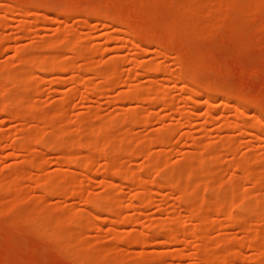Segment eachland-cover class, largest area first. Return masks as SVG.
<instances>
[{
  "label": "rangeland",
  "instance_id": "obj_1",
  "mask_svg": "<svg viewBox=\"0 0 264 264\" xmlns=\"http://www.w3.org/2000/svg\"><path fill=\"white\" fill-rule=\"evenodd\" d=\"M29 1L0 0V132L4 134L0 141V264H137L140 257L146 258L147 264H208L198 258L203 250L198 251L201 245L191 236L196 222L187 220L191 214L179 202L178 191L171 193L167 185L162 189L150 186L154 191L151 204L130 206L136 186H126L116 176L113 177L116 185L107 184L110 179L109 176L106 180L107 173L104 175L106 166L110 171L105 166L107 160H113L122 171L139 172L147 165L145 157L139 154L141 149L159 153L158 170L150 168L143 179L175 181L180 176L181 187L189 184L199 189L189 206L200 205L203 199L218 201L236 214V222L228 223L206 204L201 205L203 209L198 215L206 216L208 222L214 220L212 226L204 225L208 242L203 249L212 258L227 255L231 247L241 244L247 230L264 231V216L257 214L264 213V135L256 139L240 128L242 121L254 118L253 107H248L246 114L237 119L232 106L235 102L223 110L220 100L214 99L212 103L218 109L209 117L204 96L198 95L192 101L179 88L180 82L168 88L172 83L165 80L166 73L175 77L185 64L200 80L263 104L264 0H240L237 3H242L243 12L240 7L234 12L237 3L227 7L224 0L36 1L40 7L29 6ZM105 3L112 19L104 21L110 23L107 28L102 26L101 18H89L86 23L72 15L88 6L84 8L89 9L86 16H100L95 6L98 4L102 9L107 6H103ZM18 4H26L28 11H19ZM64 10L71 11L69 17L63 15ZM116 22L134 30L138 41L118 33ZM57 30L64 33L60 40L63 41L57 43L62 45L52 50L56 60L70 57L65 44L83 36L78 41L89 51L88 56L74 59L82 83L99 85L94 72L115 59L120 61L121 78L117 84L99 88L90 95L84 85L75 87L71 72L47 69L25 72L26 63L16 61L14 51L32 53V61L37 62L46 51L41 44L52 39ZM135 42L146 43L149 48L141 51ZM147 63L160 65L165 71L155 72L154 80L152 75H144L141 64ZM18 78L22 80L14 84ZM153 82L157 95L164 92L172 100L171 110L159 103L149 104L147 91L140 101L123 99L133 89ZM63 101L67 103L60 112ZM9 105L12 112L23 108L27 114L18 119L11 116L14 113L1 111ZM131 114L137 115V121L127 124L123 118ZM24 133L32 136L29 157L23 150L10 147V142L19 140ZM158 134L165 135L164 145L152 143L150 137ZM55 135L62 147L44 146L42 141L52 142L49 140ZM94 135L100 138L97 146L104 145L106 152L94 153L93 169L84 170L81 162L90 151L85 144ZM39 138L43 145L37 143ZM63 155L79 165L61 164ZM247 155V164L258 175L256 184L242 180L243 172L233 164ZM188 156L194 157L185 159ZM32 158L40 168L33 165ZM184 166L186 170L180 169ZM162 167L166 170L165 177L160 171ZM14 169L24 172L16 173ZM65 178H71L70 182ZM44 179L53 188L63 184L80 195H45L38 187ZM247 190L252 193L236 209L235 192ZM102 196L114 201L121 216L136 215L135 221L120 223L103 211L99 219L93 218L90 214L94 209L88 198ZM45 212L50 219L44 218ZM178 221H182L177 228L183 238L181 243L164 242L152 231L156 223ZM146 229L149 230L145 232ZM121 232L137 233L143 241L138 244L117 241L115 234ZM220 237L224 242L215 245L213 241ZM256 244L262 251L260 258L252 242L245 241L240 246L239 258L218 264H256L257 260L258 264H264V233L258 234Z\"/></svg>",
  "mask_w": 264,
  "mask_h": 264
},
{
  "label": "bare ground",
  "instance_id": "obj_2",
  "mask_svg": "<svg viewBox=\"0 0 264 264\" xmlns=\"http://www.w3.org/2000/svg\"><path fill=\"white\" fill-rule=\"evenodd\" d=\"M36 1H40V0H32V1L30 0L27 4H29V6L34 5V6L40 7L39 5H37V4H39V2H36ZM239 1L240 0H224L227 7H230L232 4H235ZM238 4L239 3H237L236 8H234V12H236L237 9L241 8L242 3H240L239 5ZM18 5H20V4H18ZM105 5H107V6H105ZM103 6H105V7H102V9H101V7H99L98 4L95 6V8L98 11V13L100 14V16H98V15L86 16L88 14L89 9H84V8L85 7L87 8L88 6L81 7L80 10L82 12L79 11L76 13H72V15L82 18L83 19L82 21L84 22V20H85L86 23L88 22L89 18H94V19L101 18L102 22H104V21L108 22V20L112 21V19L109 17L110 16L109 13H111L110 10H108V9H110L108 7L109 5L107 3H105ZM243 8H244V6H243ZM243 8H241V10ZM17 9L21 12L28 11L26 4H25V6L20 5L19 7H17ZM235 9H236V11H235ZM227 10H228V8H227ZM241 10H239L240 14H241ZM243 10H242V12H243ZM70 13H71V11L64 10L63 15L69 17ZM99 20L100 19H98V22H99ZM107 22L102 23V26H104V28H107L109 26L110 23H107ZM116 23L118 24L117 25L118 28L116 29L118 31V33L119 32L122 33L123 36L124 35L129 36L131 38L130 40H137L136 36H138V35L134 30H130L129 27L123 25L120 22H116ZM63 33L64 32H59V30H57L55 36L52 39L43 41V43L41 44L42 47L44 49H46V51H49V52L45 51L41 56L38 57L37 62L32 61V59H31L32 53H29V54L25 53V50H22V49L21 50L17 49L14 51L15 52L14 56L16 58L15 60L18 62L26 63L25 66L27 69L25 70V72L29 71L31 74L34 73L33 71H36V70L45 71L46 69H47V71H52V72H57V73L71 72L73 75L71 80L75 84V87H78L79 85H84V87L86 89L85 92L87 94H90V95L94 94L97 91V89H99V88H100V90H101V88L106 89L105 87L108 88V87L113 86V84H117V81L121 78L119 73H118V64L120 61L115 60V59L105 62L103 64L102 68H100L97 73L96 72H94L95 74L93 73L94 75H96L99 78V81H98L99 85L95 84L94 86H92V85H86L85 86V83H82V79L79 76L80 75L79 74V72H80L79 68H78L79 72H77L79 75L76 73L77 68L75 67V60L74 59L78 58V57L83 58L85 55H87L89 53V51L85 47H82L81 41H78V40H81L83 38V36H81V38L78 40H74L73 42L67 41V46L65 44L64 48L66 47L65 50H68V52L70 51V53H71L70 57L63 59V60H56L55 56H54L55 51H52V50L59 48L62 45V44L57 45V43L63 41V40L60 41L63 37ZM107 35L108 34H106L104 37L106 38ZM64 37H65V34H64ZM138 43L139 42H137L135 45L141 51H146V48H149V45L146 43H143V44L139 43L141 45H139ZM151 43H153V42H151ZM43 48H41V49H43ZM0 49H1V46H0ZM55 55H56V53H55ZM85 64L87 65V62ZM141 66H142V70L144 71V75H147V76L152 75L154 80L157 79L155 77V75H153V74H156L155 72H164L165 71L160 65L154 66V64L147 63L144 65L141 64ZM184 66L185 67H184V69L182 68L183 69L182 72H179V74L175 77L171 76L172 73H166L165 74L166 82L172 83V84H170V86L168 88L175 87V85L173 83L178 81V82H180L179 88H181L183 90V92L186 93L187 98L191 99L192 101H195V99L198 95L204 96L205 97L204 103L206 104V109H207L206 113L208 114L209 117L212 116V113H214V111H216L218 109V107L214 106V103H212V101L214 99L220 100V105H222L221 108L223 110H226L227 105H231L232 102H235L232 106H233V111H234V115L236 116V118L241 117L242 114L245 113L246 110L248 111V109H249L248 107L252 106L253 110L252 109H250V110L253 111L252 116L254 118L252 117L253 119L249 120V121L248 120L242 121L241 127L240 126L239 127L241 128L242 132H244V133H250L251 132L256 139H260L263 137V135H264V105L263 104L264 103L263 104L262 103H259V104L254 103V102L250 101L249 99H247L245 96H243L241 94L237 95L236 93L234 94L233 91L225 89L222 86L213 85L209 81L204 82V81L200 80V78L196 74L189 72L188 69L186 68L187 66L185 64H184ZM85 67L86 66L84 65V68ZM87 67L89 68V66H87ZM95 70H97V68ZM90 71H88V72L90 73ZM21 80L22 79L18 78L13 83L18 84V81H21ZM23 80L25 83H29L28 79L24 78ZM103 84H104V86H103ZM155 84H156V82H153L150 85H143V86L141 85L137 89H133V91L126 93L123 99L140 101L142 99L141 97H142L143 93L147 91L150 93V96L148 97V103L149 104L159 103L160 105L163 106V108H165L167 110H171L172 105H173L172 100L167 99V93L162 92L161 95H157L155 93V91H156ZM66 103L67 102L63 101L60 108L58 109L60 112H62L63 108H65ZM1 111L4 113L6 112L9 115L14 113L11 116L15 115V117L17 116L18 119H20L19 117H24V115L27 114L26 109H23V108H19L16 112H12V106L11 105H9V107L4 106ZM59 111H57V112L60 113ZM187 117H190V116L187 115ZM123 121L127 122V124L129 121L136 122L137 121V115L131 114L129 116H125V118H123ZM234 126H235V124H234ZM22 135L23 136H21L19 140H14V141L10 142V147L16 151L23 150L25 153L28 154V157H29V156H31L30 155L31 152H28V149L30 148L29 143L32 140V136H28L29 135L28 133H24ZM3 136H4V134H2L0 132V141H1ZM94 136H96V137L95 138L93 137L92 139L90 138V140H88L87 143L85 144V146L90 151L88 154L83 156V160L81 162V167H83L84 170H92L93 169V165H94L95 157H96L94 153L104 154L106 152L104 145L97 146L98 142L100 140L99 136L98 135H94ZM150 138H153V140L151 139L152 143L154 142V144H156L158 146L164 145L167 142L165 135H163V134H158L157 136L155 135L154 137L152 136ZM57 139H58V135H55L54 139L49 140L52 142H47L48 140L42 141V139H40V138L36 141H37V143L40 142V145H43V144H41L43 142L45 144L44 146H46V147L58 149V148L62 147V143L59 139L58 140ZM54 140H55V142H53ZM52 144H54L55 147ZM73 144L74 143H69V145H73ZM226 148H228V147H226ZM139 154H141L147 160V162H146L147 165L143 166V170H140L139 172H134V171L129 170V169L122 171V170H120L119 167H117L116 163L113 160H107V162L105 163V166L108 165V167L110 168V171L114 172V173H112V175H110L111 172L109 171L107 166H106V169H104L105 170L104 175L106 173L108 174L110 172L108 175L107 174L105 175L106 180L109 179L107 177L110 176V179L108 180V183H107L108 185L115 184L113 177L116 176V177L120 178L121 180L125 181L126 186H136L137 187V192H135L133 194V196L130 200V203H129L130 206H136L138 203H142L144 206L150 205L152 198H153L154 191H151L149 187L154 186L157 189H162V188H164V186L166 187V185H167V188H169V189L171 188L170 189L171 193H173L174 191L180 192V193L177 192L179 202L182 203L184 205V209H187V211L189 210V213L191 214V216L189 218H187V220L188 221L195 220V222H196V223H194L195 227H194L193 231L191 232V236L198 239L199 244L201 245L198 248V251L200 252V250H203L198 255L199 256L198 258L200 260H203L204 262H208V264H218L221 261L226 262L229 260H234V258L237 259V258H239L238 254H239L240 246L242 245V243H245V241H247V243L252 242V247L257 251V258H260L262 256L261 248H260L259 244H256V243H257L258 234L263 235L264 231L261 230V231H258V233H257V232H254L252 230H247L244 239L240 242L241 244H237L236 246L231 247L229 249L227 255L221 254V255L216 256L215 258H212L210 256V254L206 250L204 251V249H203L208 242L206 240L205 234H204V225L207 224L208 226H212V224H214V220H211L210 222H208L207 217L203 216V215H198V212L200 213V210L203 209L202 206H205V204H206V206H208L211 210H213L214 213L216 212V214L221 215L223 217V219L225 221H227L228 223L236 222L235 221L236 220V216H235L236 214H234L233 211L228 210L224 203L218 202V201H212V200L208 201V200L203 199L201 201V203L203 205L198 204L197 206H194V207L189 206L192 199L198 195L199 189L197 187H189V184L183 185L181 187L180 182H179L180 176H178V179H176L175 181L166 180L168 178L164 179L163 177H165L164 174L166 173V172H164V171H166L165 169H163L164 167H162L160 170V171H163L162 172L163 177H160L162 174L159 175V178L160 179L163 178L164 180L160 181L157 179L156 180L153 179V180L149 181L147 179H143L142 176L144 173H147V171H150V168H151V170H153L152 167H154V168L156 167L157 159L159 157V153L151 154L149 151H145L144 149H141ZM189 157L193 158L194 156H188L185 159H190ZM30 160L32 161L34 166L38 165L36 163V161L33 160V158ZM248 160H249V156L248 155L244 156V159L242 161H240L238 163H233L236 166V167L235 166H233V167H235V168H237V170L239 169L243 172V177H242L243 179L242 180L251 182L252 184H256V180L258 182V179H257L258 175H257L254 167L249 166V164H247ZM60 162H61V164L62 163L63 164H71L74 166L79 165L78 161L72 159L68 155L61 156ZM185 166L181 167L180 169L183 170L185 168ZM37 167L40 168L39 166H37ZM15 168H17V167H15ZM158 168L159 167H156L155 169L158 170ZM200 169H202V168H200ZM107 170L109 172H107ZM184 170H186V168ZM14 171L16 173H17V171H20V173L24 172V171H21L20 169H14ZM69 172H72V171L69 170ZM158 174H159V171H158ZM234 175H236V174L234 173L233 176ZM65 179L68 182H70L71 178H65ZM162 181H165V183ZM166 181H167V183H166ZM168 182H170V183H168ZM38 187L44 192L45 195L50 194V193H55V194L61 195V196H66L69 194L80 195L79 192L76 191L75 189L63 187V184L56 185V187L53 188L54 185L50 184L48 182V179H46V180L44 179L43 181L39 182ZM251 193H252L251 190L242 191V192H235V197L237 199V204H236L237 206L235 208L238 209V207L240 206L239 202H242L244 200V198ZM88 202L92 205V207L94 209V211L91 212L90 215L95 219H99L98 215L100 214L101 211H103V212H106V214H109L110 216H112L115 221L120 222V223H129V222L133 223L135 221L136 215H134V214L127 215V216L126 215L121 216L120 209L116 206L114 201L109 200L108 197H105V196L96 197V198L90 197V198H88ZM263 203H264V200H263ZM241 207H242V205L239 208H241ZM257 214L259 217L264 216V213L259 212ZM49 217H50V215L48 214V212H45L44 218L48 220V219H50ZM86 220H85V222H86ZM114 223H116V222H114ZM181 223H182V221H178V222L173 223V224H171L169 222L156 223L155 225H153V227L156 230H153L154 229L153 228L152 231L155 232L157 237L163 238L164 242L181 243L183 241V238L177 231V228H179L181 226ZM117 230L118 229H116V231ZM148 230L149 229H146L145 232H147ZM121 233L122 234H115V236L117 237L116 239H118L117 241L120 240L121 242H131V243H135V244H138V243L143 241V237L137 233H124V232H121ZM223 242H224V239H222V237L217 238L213 241V243L215 245H218V244L223 243ZM145 259L143 257L138 258L137 264H147ZM258 263H259V260L256 261V264H258Z\"/></svg>",
  "mask_w": 264,
  "mask_h": 264
}]
</instances>
